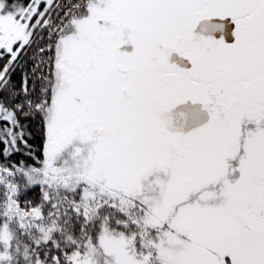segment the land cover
Segmentation results:
<instances>
[{"label": "snow or ice", "instance_id": "1", "mask_svg": "<svg viewBox=\"0 0 264 264\" xmlns=\"http://www.w3.org/2000/svg\"><path fill=\"white\" fill-rule=\"evenodd\" d=\"M0 264H264V0H0Z\"/></svg>", "mask_w": 264, "mask_h": 264}]
</instances>
